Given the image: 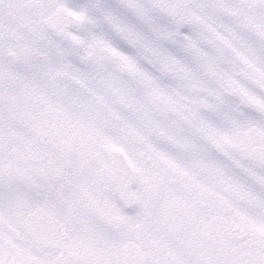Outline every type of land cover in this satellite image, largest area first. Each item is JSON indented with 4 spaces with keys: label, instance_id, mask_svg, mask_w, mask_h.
<instances>
[{
    "label": "snow or ice",
    "instance_id": "1",
    "mask_svg": "<svg viewBox=\"0 0 264 264\" xmlns=\"http://www.w3.org/2000/svg\"><path fill=\"white\" fill-rule=\"evenodd\" d=\"M0 264H264V0H0Z\"/></svg>",
    "mask_w": 264,
    "mask_h": 264
}]
</instances>
